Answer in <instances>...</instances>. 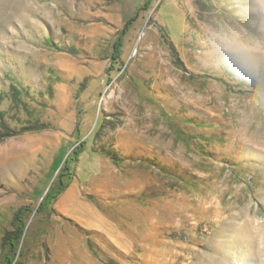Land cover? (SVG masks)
<instances>
[{
	"label": "rangeland",
	"instance_id": "1",
	"mask_svg": "<svg viewBox=\"0 0 264 264\" xmlns=\"http://www.w3.org/2000/svg\"><path fill=\"white\" fill-rule=\"evenodd\" d=\"M232 30L264 49V0H0V264H264V73Z\"/></svg>",
	"mask_w": 264,
	"mask_h": 264
},
{
	"label": "clouds",
	"instance_id": "2",
	"mask_svg": "<svg viewBox=\"0 0 264 264\" xmlns=\"http://www.w3.org/2000/svg\"><path fill=\"white\" fill-rule=\"evenodd\" d=\"M217 47L224 59L242 75L264 73V49L250 46L238 31L218 35Z\"/></svg>",
	"mask_w": 264,
	"mask_h": 264
},
{
	"label": "trees",
	"instance_id": "3",
	"mask_svg": "<svg viewBox=\"0 0 264 264\" xmlns=\"http://www.w3.org/2000/svg\"><path fill=\"white\" fill-rule=\"evenodd\" d=\"M114 47H115L114 49H116L115 50L116 54H114V56L118 57L119 56V52H118L119 51V49H118L119 43L116 42ZM107 157H109V155ZM110 158L114 161V163H118L117 162L118 158L115 155L113 157L110 156ZM69 159L70 158H67L65 161L67 162ZM66 168L68 169V166H66ZM62 175H63V173H60V176H62ZM61 190H62L61 187H59L57 189H55V188L49 189L47 191V193L45 194V196L43 197L42 201L40 202V208L44 207V205L47 202H49L51 199H53L55 196H57L61 192ZM22 212L23 211L19 209V210H17V212L15 213V216H14L15 219L19 222H21L20 214ZM23 227H24V224L21 223V225H17L14 230L8 231L5 234V240H7L11 246V249H10L11 252H14V246L16 244V240L19 239V237L21 236ZM11 260H12V257H10V260L7 263L4 262L2 264H11Z\"/></svg>",
	"mask_w": 264,
	"mask_h": 264
}]
</instances>
